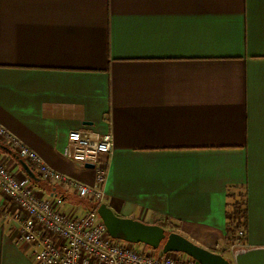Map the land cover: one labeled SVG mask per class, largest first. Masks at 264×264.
Returning a JSON list of instances; mask_svg holds the SVG:
<instances>
[{
	"label": "crops",
	"instance_id": "obj_1",
	"mask_svg": "<svg viewBox=\"0 0 264 264\" xmlns=\"http://www.w3.org/2000/svg\"><path fill=\"white\" fill-rule=\"evenodd\" d=\"M0 124L90 185L97 165L65 156L68 134L111 133L118 215L230 256L245 209L244 249L264 247V0H0ZM0 162L63 193L2 138ZM12 212L0 191V264H37Z\"/></svg>",
	"mask_w": 264,
	"mask_h": 264
},
{
	"label": "built area",
	"instance_id": "obj_2",
	"mask_svg": "<svg viewBox=\"0 0 264 264\" xmlns=\"http://www.w3.org/2000/svg\"><path fill=\"white\" fill-rule=\"evenodd\" d=\"M0 138L33 166L42 180L58 185L63 191L62 195L44 198L31 178L15 175L0 162V191L13 206L10 218L16 224L15 242L28 244L37 264H200L180 252H162L155 256L146 249L136 248L134 243L110 235L97 208L103 202L107 157L114 147L111 133L72 130L68 134L65 156L83 165H97L93 185L54 169L1 124ZM68 192L92 200L95 207L82 214L76 210L65 211ZM242 218L239 211L233 216V238L228 246L231 254L245 248Z\"/></svg>",
	"mask_w": 264,
	"mask_h": 264
},
{
	"label": "water",
	"instance_id": "obj_3",
	"mask_svg": "<svg viewBox=\"0 0 264 264\" xmlns=\"http://www.w3.org/2000/svg\"><path fill=\"white\" fill-rule=\"evenodd\" d=\"M32 177L30 168L23 164ZM97 213L112 237L120 236L127 242L148 245L154 249L161 246L163 253L180 252L197 260L200 264H264V247L240 249L227 256L207 249L178 232H167L158 224H149L134 218L118 215L106 203H101ZM176 223V221H173Z\"/></svg>",
	"mask_w": 264,
	"mask_h": 264
},
{
	"label": "rangeland",
	"instance_id": "obj_4",
	"mask_svg": "<svg viewBox=\"0 0 264 264\" xmlns=\"http://www.w3.org/2000/svg\"><path fill=\"white\" fill-rule=\"evenodd\" d=\"M65 209L66 210H69V209H75L77 211V213H82L83 211H86L88 208V205L86 206L85 202L83 201V198H81L78 194H73L72 195H69L68 198H66L65 200ZM83 208H82V207ZM91 210V209H89ZM120 236H117V237H113L115 239H119V240H123L125 241L124 239L122 238H119ZM136 246V248L138 249H146L147 251H150L152 253H154L155 256H159L161 254V251H162V248L161 246L157 249H154L148 245H144L142 243L140 244H134ZM146 247V248H144ZM185 256H187L186 254H184ZM229 259L232 260V255L230 256H227Z\"/></svg>",
	"mask_w": 264,
	"mask_h": 264
},
{
	"label": "trees",
	"instance_id": "obj_5",
	"mask_svg": "<svg viewBox=\"0 0 264 264\" xmlns=\"http://www.w3.org/2000/svg\"><path fill=\"white\" fill-rule=\"evenodd\" d=\"M242 216L244 217V225H246V212H245V209H242ZM161 225V224H160ZM232 232V234H233V229L232 228H230V233ZM232 234H230V236H229V232H228V236H227V238L229 239L230 237L231 238H233V236H232ZM219 253H221V254H223L224 255V253L223 252H219Z\"/></svg>",
	"mask_w": 264,
	"mask_h": 264
}]
</instances>
